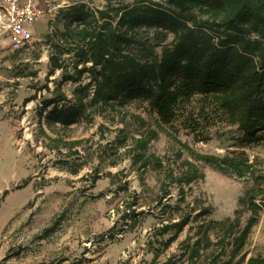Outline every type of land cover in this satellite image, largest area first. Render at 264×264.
<instances>
[{"label":"rangeland","instance_id":"rangeland-1","mask_svg":"<svg viewBox=\"0 0 264 264\" xmlns=\"http://www.w3.org/2000/svg\"><path fill=\"white\" fill-rule=\"evenodd\" d=\"M51 1L56 11L51 16L53 20L61 8L79 1L111 10L132 5L136 0ZM152 1L166 7L162 0ZM115 22L112 20L113 26ZM153 35V31L141 33L144 45L136 51L142 57L148 52L146 47ZM172 39L173 35L168 34L165 43ZM3 48L0 98L30 90H40L45 99L56 95L54 89L64 69L48 76L44 57L53 52L49 42L41 38L22 49L6 52ZM155 54L160 57V46ZM66 70L72 71L71 66ZM87 81L85 73L80 82L65 81L59 87L71 96L75 87ZM36 107L37 111L15 125V165L23 163L27 177L0 191V215L5 217L24 204L30 190L18 189L27 183L32 185L34 194L15 212L0 235V245L8 250V259L0 264H190L186 259L189 250L181 256L183 242L193 243L202 220L230 214L231 218L238 217L244 227L253 214L239 199L248 192L247 196L254 195L257 205H263L264 192L259 191L264 189V139L248 142L218 106L215 94L196 93L180 99L172 121L161 128L155 124L156 114L148 101L126 106L113 113L114 118L108 113L94 115L89 123L81 121L55 130L44 120L51 106L41 113L38 103ZM149 128L157 135L145 150L134 152V138L145 135ZM59 135L81 142L66 146L58 140ZM193 153H244L258 182L249 174L237 177L222 171L196 159ZM187 161L197 166L202 178L186 183ZM187 205H205L211 213L197 216L198 211H194L192 220L164 245L175 229L160 233L162 224L178 221ZM243 254L264 255V206L258 210L256 222L235 261ZM240 264H245V259Z\"/></svg>","mask_w":264,"mask_h":264},{"label":"trees","instance_id":"trees-1","mask_svg":"<svg viewBox=\"0 0 264 264\" xmlns=\"http://www.w3.org/2000/svg\"><path fill=\"white\" fill-rule=\"evenodd\" d=\"M162 1L166 7L152 0H136L132 5L111 10L79 1L59 10L44 37L53 49L48 76L64 69L54 89L56 95L44 98L40 106V113L51 106L45 115L46 125L55 130L81 121L89 123L94 115L108 113L114 118L112 114L126 106L148 101L156 114L155 124L161 128L172 121L180 99L212 93L248 142L264 139V0ZM112 20H116L114 26ZM150 31L154 35L142 57L136 48L144 45L141 33ZM168 34L173 39L165 43ZM159 46L160 57L155 54ZM68 65L72 71L66 70ZM85 73L88 81L75 87L71 96L60 90V83L80 82ZM156 135L149 128L145 135L134 138L132 150H145ZM58 140L66 146L81 142L62 135ZM193 154L222 171L237 177L249 174L258 182L244 153ZM147 163L148 160L144 165ZM186 164V183L203 177L194 163ZM263 192L260 189L259 193ZM247 195L248 192L239 203H246L253 216L244 227L238 217L202 220L193 243L183 242L181 256L189 250L186 259L190 264H240L244 259L245 264H264L261 254H243L235 261L256 222L258 210L264 206V198L263 205H257L254 195ZM194 211H198L197 216L211 213L205 205H187L178 221L162 224L160 233L175 229L164 245L177 237L192 220Z\"/></svg>","mask_w":264,"mask_h":264},{"label":"crops","instance_id":"crops-1","mask_svg":"<svg viewBox=\"0 0 264 264\" xmlns=\"http://www.w3.org/2000/svg\"><path fill=\"white\" fill-rule=\"evenodd\" d=\"M36 2L41 8L45 9V14L40 20L28 25V28L35 40L44 38L49 33V31L51 30V16L56 13L54 7L52 6L51 0H36ZM62 3H64V1H62ZM30 44H28L27 46H29ZM0 48H3V51L6 52L12 51L13 49H22L14 48L13 46L11 48L10 42L7 39H0ZM48 60L49 56H45V64L48 62ZM44 98L45 97L44 95H41L40 90H30L26 93L18 91L11 97L1 96L0 98V191L7 190L8 185L13 181L15 182L23 179L25 180L27 177L23 169L24 164H20L19 167V163L15 165L16 156L14 155L12 147L14 143V128L20 120L26 119L27 115H30L37 111V109H34L37 108V103L39 106L38 113H40V106L42 103L39 101V99L43 100ZM19 190H30V195L27 197V200L24 202V204L19 205L17 208L7 213L5 217L1 216L3 215V206H1L3 202L0 203V235L10 222V220L13 218L15 212L26 205V203L31 198V194H34V189L29 183H27L26 186L22 189H18V191ZM228 216L231 215L227 214L222 217L212 216L210 218L222 219ZM4 259H8V250L3 245H0V262Z\"/></svg>","mask_w":264,"mask_h":264},{"label":"built area","instance_id":"built-area-1","mask_svg":"<svg viewBox=\"0 0 264 264\" xmlns=\"http://www.w3.org/2000/svg\"><path fill=\"white\" fill-rule=\"evenodd\" d=\"M45 14L36 0H0V39H7L14 48L30 44L34 38L28 28Z\"/></svg>","mask_w":264,"mask_h":264}]
</instances>
